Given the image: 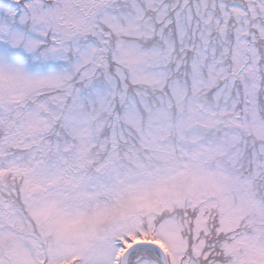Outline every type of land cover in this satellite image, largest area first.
Here are the masks:
<instances>
[{"label": "snow or ice", "instance_id": "1", "mask_svg": "<svg viewBox=\"0 0 264 264\" xmlns=\"http://www.w3.org/2000/svg\"><path fill=\"white\" fill-rule=\"evenodd\" d=\"M0 264H264V0H0Z\"/></svg>", "mask_w": 264, "mask_h": 264}]
</instances>
